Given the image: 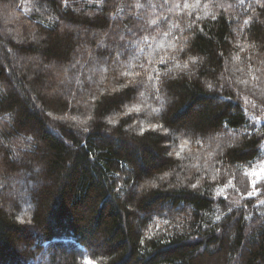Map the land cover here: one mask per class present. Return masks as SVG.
<instances>
[{
    "label": "trees",
    "instance_id": "1",
    "mask_svg": "<svg viewBox=\"0 0 264 264\" xmlns=\"http://www.w3.org/2000/svg\"><path fill=\"white\" fill-rule=\"evenodd\" d=\"M261 169L264 0H0V264H264Z\"/></svg>",
    "mask_w": 264,
    "mask_h": 264
},
{
    "label": "snow or ice",
    "instance_id": "2",
    "mask_svg": "<svg viewBox=\"0 0 264 264\" xmlns=\"http://www.w3.org/2000/svg\"><path fill=\"white\" fill-rule=\"evenodd\" d=\"M261 172H264V169H261ZM254 187H255V185H254ZM251 195V194H250Z\"/></svg>",
    "mask_w": 264,
    "mask_h": 264
}]
</instances>
